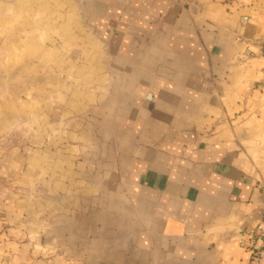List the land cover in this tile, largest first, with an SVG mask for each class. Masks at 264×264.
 Here are the masks:
<instances>
[{
	"label": "crops",
	"instance_id": "obj_1",
	"mask_svg": "<svg viewBox=\"0 0 264 264\" xmlns=\"http://www.w3.org/2000/svg\"><path fill=\"white\" fill-rule=\"evenodd\" d=\"M119 1L88 187L0 189V264H256L264 0Z\"/></svg>",
	"mask_w": 264,
	"mask_h": 264
},
{
	"label": "rangeland",
	"instance_id": "obj_2",
	"mask_svg": "<svg viewBox=\"0 0 264 264\" xmlns=\"http://www.w3.org/2000/svg\"><path fill=\"white\" fill-rule=\"evenodd\" d=\"M120 3L0 0V189L18 191L24 206L30 194L39 207L60 188L69 196L88 187L87 177L76 184L74 173L91 170L105 139L101 78L112 60L109 15ZM11 155L14 171L5 163Z\"/></svg>",
	"mask_w": 264,
	"mask_h": 264
},
{
	"label": "built area",
	"instance_id": "obj_3",
	"mask_svg": "<svg viewBox=\"0 0 264 264\" xmlns=\"http://www.w3.org/2000/svg\"><path fill=\"white\" fill-rule=\"evenodd\" d=\"M262 45L264 51V42L262 43ZM256 237L257 240L261 243V246L255 248V250L253 251V262H255L256 264H264V215L262 222L257 230Z\"/></svg>",
	"mask_w": 264,
	"mask_h": 264
}]
</instances>
